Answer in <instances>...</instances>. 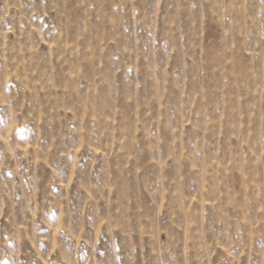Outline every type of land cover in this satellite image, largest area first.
I'll return each mask as SVG.
<instances>
[{"label": "rangeland", "instance_id": "374dc122", "mask_svg": "<svg viewBox=\"0 0 264 264\" xmlns=\"http://www.w3.org/2000/svg\"><path fill=\"white\" fill-rule=\"evenodd\" d=\"M0 264H264V0H0Z\"/></svg>", "mask_w": 264, "mask_h": 264}]
</instances>
